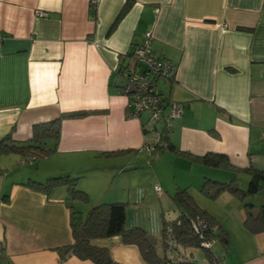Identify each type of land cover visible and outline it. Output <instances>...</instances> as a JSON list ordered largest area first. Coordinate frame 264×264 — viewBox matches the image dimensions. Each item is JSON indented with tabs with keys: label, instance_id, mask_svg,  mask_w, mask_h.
I'll use <instances>...</instances> for the list:
<instances>
[{
	"label": "crops",
	"instance_id": "0c3cea01",
	"mask_svg": "<svg viewBox=\"0 0 264 264\" xmlns=\"http://www.w3.org/2000/svg\"><path fill=\"white\" fill-rule=\"evenodd\" d=\"M148 31L153 52L176 66L174 79L159 82L158 90L183 105L168 143L193 155L224 154L235 167L264 169V0H99L94 8L89 0H0V139L11 133L22 142L34 125L61 113L99 111L62 120L46 159L56 168L49 175L76 177L93 204L125 203L127 226L154 236L167 214L153 207L151 184L161 187L158 201L165 191L173 204L177 189L196 183L173 175L163 184L156 175L162 158L184 160L188 172L198 171L196 181L213 167L189 163L166 143L154 157L148 154L153 126L163 133V123H152L147 112L128 115L120 64ZM116 151L122 153L100 154ZM7 178L0 175V264H92L73 255L59 261L56 248L72 242L65 187L46 194L24 185L28 178ZM200 207L228 237L227 261L264 264V232L245 229L243 205L236 203L229 222ZM95 243L108 247L110 264H148L119 235Z\"/></svg>",
	"mask_w": 264,
	"mask_h": 264
},
{
	"label": "trees",
	"instance_id": "16d2710c",
	"mask_svg": "<svg viewBox=\"0 0 264 264\" xmlns=\"http://www.w3.org/2000/svg\"><path fill=\"white\" fill-rule=\"evenodd\" d=\"M126 8L127 6L124 10ZM128 56L130 62L131 51L128 53ZM124 57L126 55H123ZM120 60L122 61V59ZM128 63L125 65L121 63L120 69L124 68L125 70ZM95 112L99 111L79 110L61 113L59 117L53 120L34 125L32 137L22 142L13 140L11 133H7L0 139V153L17 152L27 159L47 157L55 151L62 120L84 117ZM166 133L165 131L161 132L160 139L154 144L155 149L150 155L160 152L166 143V147L184 156L191 164L224 168L233 173L244 172L249 175V182L245 189L237 187L235 177L229 182H220L204 177L199 188V192L204 197L214 199L221 193L228 192L244 200L261 190L262 184H264V169L252 166L235 167L230 163L226 155L220 153L209 152L204 155H193L189 152L181 151L170 142L168 143ZM48 140L54 141L52 146L47 145ZM120 153L122 151L100 154L114 156ZM23 184L46 194L60 186L65 187L68 191L67 205L72 242L56 248L60 262L73 255L79 259L89 260L92 264H110L112 259L108 247L96 244L95 240L119 235L123 243L135 245L143 260L148 264H198L188 258L195 256L193 248L201 249L205 261L204 264H225L223 251L228 244V237L223 234V229H221L222 227L219 222L215 221L207 210L196 203L189 187L177 189L172 194L177 216L171 220L162 219L160 236L157 238L142 227L127 226L126 204L123 202L96 203L91 205L85 214L75 210L71 200L89 201L88 194L76 188V177L68 175L50 176L43 181L28 178ZM243 208V226L245 229L253 235L264 232V204L257 205L248 201L243 203ZM197 219L204 220L208 228H216L213 233L209 232L210 229L203 232L205 239L212 241L210 248L201 247L198 235L192 230V221ZM168 241H171L175 246L169 247ZM214 246L218 248V251L213 249ZM158 247L161 248V253L157 250ZM168 251H171V256H169Z\"/></svg>",
	"mask_w": 264,
	"mask_h": 264
},
{
	"label": "rangeland",
	"instance_id": "374dc122",
	"mask_svg": "<svg viewBox=\"0 0 264 264\" xmlns=\"http://www.w3.org/2000/svg\"><path fill=\"white\" fill-rule=\"evenodd\" d=\"M161 85V88H164L165 85L164 84H159ZM161 122V121H160ZM163 123V122H161ZM51 140L47 141V145H49V143H51ZM165 153H168L167 150H164ZM163 151V152H164ZM162 153V152H161ZM160 153V154H161ZM156 154L154 153L152 156L154 157ZM151 156V158H152ZM46 158H25L24 156L20 155L17 152H2L0 153V175H8L7 180H9V178H28L26 174H32V176H38V177H31L34 180H38L35 178H41V179H45L47 177H50L54 172H56V168L53 167V164L50 166V163L47 161L50 160H46ZM163 160L161 162H159V164L157 165V176L161 179L162 183L164 181L163 184H165V182H169L172 179L173 175H176V177L178 179H182L183 177L185 178H190L192 179L195 183V187H190V192L193 195L195 201L200 205V206H205L206 208H210V210H213V212L220 214L221 219H227L228 217L231 219V217H236L237 213H236V203H240L241 205H243L244 202H252L254 204H260V203H264V196H258L260 195L259 192L258 194L252 195V196H248L246 199L241 200L239 198H237L236 196L228 193V192H223L221 193L219 196H217L214 199H209L204 197L200 192H199V188L202 184L203 178L201 177V179L197 178L196 181V177H198V171L197 170H193L192 172H188L186 170V168L184 167V165L181 164L180 161H184V160H175L174 162L170 163L168 161V159L166 158V156L164 158H162ZM153 162V161H152ZM151 162V163H152ZM145 163L146 166L148 165L147 160L145 159ZM183 163H188V162H183ZM56 166L58 164H55ZM187 165V164H186ZM147 167H150L147 166ZM38 170V174L35 175V171ZM206 177L210 178L212 180H217L220 182H229L233 177L236 178V184L238 188L241 189H245L247 187V184L249 182V179H247L244 173L238 172V173H233L229 170H226L224 168H217V167H213L211 168V170L207 171L206 173ZM24 175V177H23ZM58 176V175H56ZM61 176V175H60ZM64 176V175H62ZM154 177V175L152 173H150V175L148 176L149 178ZM155 182H153L151 184V188L150 190L147 192V194L149 195V197L151 198V202L153 207H155L157 209V211L161 212L164 211L165 214V218L169 219H174L176 214H177V210L175 209V207L172 204V201L168 202L166 199L168 197V195L165 194V191L163 192V196L160 201H158L159 197L154 189V184ZM159 184H161L159 182ZM197 184V185H196ZM77 189H80V186L77 185L76 186ZM170 192V191H169ZM173 192V191H171ZM170 194V193H169ZM72 205L74 206L75 210L81 211L83 214H85L89 207L93 204V202L89 201H79V200H71ZM162 209H161V207ZM152 206L150 207V213ZM231 210H234V213L230 214ZM226 222H229V219L226 220ZM160 224V221L159 223ZM160 226V225H159ZM160 228V227H159ZM161 228L159 229L157 235L155 233L154 236H159ZM215 251H218V248L216 246H214L213 248ZM159 251V250H158ZM226 249L223 251V259H225V264H232L229 261H227L226 258V253H225ZM193 252L195 254L196 257L198 258H203L202 255V251L199 248H193ZM159 253H161V251H159ZM230 258V257H229ZM232 262V261H231ZM198 264H202L200 262H197Z\"/></svg>",
	"mask_w": 264,
	"mask_h": 264
},
{
	"label": "built area",
	"instance_id": "2783aa9c",
	"mask_svg": "<svg viewBox=\"0 0 264 264\" xmlns=\"http://www.w3.org/2000/svg\"><path fill=\"white\" fill-rule=\"evenodd\" d=\"M98 1L89 0L90 7L94 8ZM151 39L152 34L148 31L145 33L143 41L132 48L131 60L125 67L124 82L119 90L128 99V115L130 117H138L142 112H147L152 123L163 122L162 131L168 132L173 125L174 119L181 116L183 105L180 101L163 96L158 90V83L172 81L176 74V66L168 59L160 57L153 52ZM152 130L156 141L144 147L148 154L154 151V144L158 142L161 134L160 131L156 130L155 125ZM154 189L157 195L161 193L159 185H155ZM208 229H210V233H213L216 228H208L207 223L202 219L192 221V230L198 235L200 246L203 248L212 246V241L206 240L203 236V232ZM168 244L169 247L174 245L171 241H168ZM170 253L171 251H168L169 256H171ZM188 258L194 262L205 263L203 258L196 256Z\"/></svg>",
	"mask_w": 264,
	"mask_h": 264
}]
</instances>
